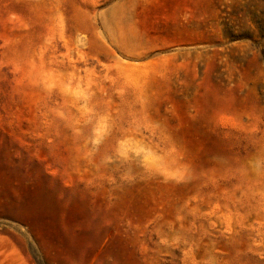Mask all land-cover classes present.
Masks as SVG:
<instances>
[{"label": "rangeland", "instance_id": "rangeland-1", "mask_svg": "<svg viewBox=\"0 0 264 264\" xmlns=\"http://www.w3.org/2000/svg\"><path fill=\"white\" fill-rule=\"evenodd\" d=\"M0 264H264V0H0Z\"/></svg>", "mask_w": 264, "mask_h": 264}]
</instances>
